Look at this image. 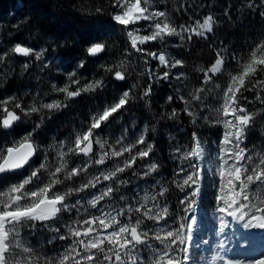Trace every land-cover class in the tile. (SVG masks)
Segmentation results:
<instances>
[{
	"label": "snow or ice",
	"instance_id": "obj_1",
	"mask_svg": "<svg viewBox=\"0 0 264 264\" xmlns=\"http://www.w3.org/2000/svg\"><path fill=\"white\" fill-rule=\"evenodd\" d=\"M150 0H112V20L124 26L137 21H154L149 27L152 29L150 34L140 35V29L127 30V36L130 40L131 49L144 56L158 60L159 64L164 68L171 69L181 66V59L169 61L165 54H158L154 51H149L141 45L146 42L160 40L165 37L177 35L183 39V33H188L187 39L191 40L193 35L205 37L206 33L212 31L213 18L207 16L202 23L197 21L195 26L172 24L168 19V15L162 10H151L147 5ZM98 13L103 12V8H97ZM264 15V13H262ZM163 18V19H161ZM104 49L100 43H95L87 49L89 55H96ZM127 51V50H126ZM226 50L221 49L216 52V58L210 68L203 70V83L207 84L212 80V77L223 70L226 56L223 54ZM11 52L24 56H34L36 60L43 57V51H35L34 49L16 44ZM7 53L0 55V63H3ZM232 59H236L235 56ZM241 63L242 72L231 75V82L223 95V105L221 109H217L218 116L222 114L223 120L217 119L215 123H222L224 131L222 137L217 141L219 149L217 159L219 164L216 168V173L219 176L218 192L215 195L218 203L217 210L225 213L236 220H244L249 217L245 227L252 224L253 220L257 223L255 227H264V201L259 204L252 203L250 196L252 185L264 186V151L254 155L248 149L245 141L247 139V131L252 126L253 121L258 113H252L242 103L240 97L244 91L254 93V98L243 97L247 104H252L254 101L264 105V80L255 79L261 71H264V42L259 43L254 49L250 50V58L247 61H238ZM147 63V61H145ZM47 67V65H44ZM79 66L82 68L84 62L81 61ZM25 69L29 67L27 63L23 65ZM121 68L123 65L120 66ZM114 73L117 80L123 81L126 79L124 72L120 70L106 69ZM183 74L176 76L177 79ZM76 76L75 72L69 73V81L72 85H79L80 81L73 79ZM169 80L170 71H164L162 74H149V79ZM247 78V81H246ZM249 84L251 85L249 87ZM102 86V81H94L85 84L83 87H77L70 90L69 86L56 87L53 89L57 92L64 93L67 99H72L81 95L82 92L95 91ZM204 88H196L193 93H190L191 101H201L200 93ZM152 92V85L149 84L144 90L143 96L148 97ZM239 94V95H238ZM15 97L6 98L0 101L2 105L3 116L0 118V128L10 129L15 122L21 119L13 109L8 107L10 100H15ZM168 101H172L173 97H167ZM180 99L186 105V111L189 116H193V112L187 108L190 104L187 98L181 96ZM131 100L130 90L123 91L119 95L118 101H114L104 107L99 114H94L91 118V123L88 128L82 133H78L74 140V147H68L69 153L75 152L77 155L82 154L85 157H90L92 154V144H99L103 150L107 141H102L99 138L100 132L118 111L125 108ZM66 107L60 100L43 103L39 107L23 108L21 103H15V109H20L25 115L39 112L40 109L54 110ZM176 115L175 110L172 113ZM39 127V125H37ZM194 146L190 152L183 154L184 159L192 158L199 159L203 156V148L199 143V138L195 132L192 133ZM120 145L119 148L112 146V150L102 151L98 158L92 161L96 165H103L107 158H119L128 153L122 165H118L110 171L100 172L99 175L89 179L86 183H82L79 187L69 188L66 192L60 193L53 191L56 185L63 183L59 179V174L66 171V179H72L79 176L87 170V166H78L71 169L68 168L67 162L63 157L64 152H59V166L54 171L50 172L49 181L41 182L42 186H37L35 189H28L26 186L34 180H39V169L33 170L31 175L23 179L20 183L12 185L6 193H0V197L7 196V199H0V264H32L31 258L17 259L14 254L15 248H22L23 252L29 253L31 249L19 243L20 232L17 226L23 227L25 224L30 228L36 227V222H47L53 220L61 212H70L72 207L79 205L80 200L69 204L67 197L73 193L79 194L89 188H96L98 184L106 181H114L118 174L125 172L126 169L135 166L138 159H145L152 151V144L146 142V138L141 134L134 142L124 144L122 140L116 142ZM147 144L146 147L140 148L133 152L137 145ZM36 145L32 140V134L24 136L19 142H14L6 147L0 146V173L7 171H15L23 168L29 163L36 151ZM65 145L61 144L60 148ZM180 150L177 149V152ZM45 164H40L39 168H45ZM155 163L147 166V171L144 173L147 176L149 173L156 171ZM227 173V184L225 178ZM175 175L181 177L182 183H177V187L196 185L198 187L203 176V170L199 164H194L191 171H187L181 167ZM120 183H125L120 181ZM227 189V190H225ZM116 187L113 184H107L99 190V194H93L88 204L95 213L90 214L87 218L73 221L71 224L65 225L68 236L63 234L56 239L64 241L69 237L72 238V243L60 254L58 260L51 261V264H144V258L139 254L141 249L148 247L152 249L153 256L151 264H195L192 260L191 241L192 236L183 224L179 228H171L165 221L169 209L167 207L160 208L158 205L146 207L140 205L133 208L131 204L127 207L117 208L114 205L108 209L103 208L101 201L106 198L111 203ZM167 189H163L158 193L164 195ZM198 194V193H194ZM123 199V196L120 197ZM154 201L155 196L151 197ZM30 201L22 203V201ZM181 200L180 203H185ZM141 213L147 220L153 221L157 228L145 230L141 227L143 221L136 219L135 222L129 218L128 223H123L119 218L127 216L129 213ZM251 214V215H250ZM223 220V216L221 217ZM54 232H59V228H53ZM150 233H153L150 235ZM154 239L159 242L160 247L156 248L149 244V240Z\"/></svg>",
	"mask_w": 264,
	"mask_h": 264
},
{
	"label": "rangeland",
	"instance_id": "obj_2",
	"mask_svg": "<svg viewBox=\"0 0 264 264\" xmlns=\"http://www.w3.org/2000/svg\"><path fill=\"white\" fill-rule=\"evenodd\" d=\"M147 6L153 11L157 10L155 0H150V4ZM205 18L206 17H204L203 20ZM138 22L145 23L142 27L137 28L140 29L138 34H150L152 29L149 25L154 23V21L142 20L135 23ZM0 33V55L7 53L4 62L0 63V101L15 97V100H10L8 107L23 118H48L52 116L51 114H53L56 109L47 110L41 108L39 112L25 115L20 109H15V103H21L25 109L33 106L39 107L41 104L52 102L53 100H60L64 103L67 102L65 94L55 91L53 85H56L58 88L68 85L70 90H72L77 87H83L87 83L97 80L101 81L100 77L95 75H84V73H79L78 67L67 65L63 59L57 56L56 51L49 49L51 43L49 38L35 35V38L27 37V41H14V35H3L2 29H0ZM187 35L188 33H183V39L181 36L177 35L165 38L183 43ZM171 43L168 42L163 51L160 50L157 52L158 54H165L166 58L169 57V61L176 58L171 50ZM16 44L30 47L35 51H43V57L40 60H36L34 56L17 57L11 52V49ZM152 60L159 63L158 60ZM25 63L29 65L27 69L23 67ZM45 64L47 67L44 66ZM166 70L175 73V76L178 74V66L171 69L166 68ZM153 71L155 74L158 73L156 68H154ZM72 72L76 73L73 79L79 80V85H72L70 83L68 76L69 73ZM102 85H104L103 80ZM228 85L209 89L208 93L205 91V99H209V104H205L201 108L203 109L205 107V109H208L206 117H208L209 121L206 122V125L211 127V125L219 124L222 127V133L224 131L223 124L215 123V121L217 119H224L222 114L218 116L217 109H221L223 105V95ZM120 94H122V91L114 92L109 99L100 98L99 101L94 100L93 103L88 105L85 118L74 117L70 123H65L63 125V127H65L63 129H52L51 127L43 139L37 134L36 129L38 128V124L27 132L13 135H5L0 130V146L6 147L14 142H19L24 136L28 135V133L32 134V140L37 146L34 162L23 172L14 175L12 178L1 181L0 193L8 192L12 185L20 183L23 179L29 177L31 172L36 169H39L40 179L34 180L26 187L31 190L35 189L37 186H42L41 182L47 183L49 181L50 172L54 171L55 168L59 166L60 158L58 157V153L61 151L66 153L63 159L67 162L69 169L86 165L87 170L70 180L65 178L67 174L66 171H62L59 174V179H61L63 183L56 185L53 189V191L60 193L66 192L69 188L79 187L82 183H86L89 179L99 175L100 172L110 171L116 166L122 165L124 159L129 156L128 153H125L124 156L119 158L109 157L103 165H96L92 163V161L98 158L102 151L110 152L113 145L119 148L120 145L116 143L118 140H122L124 144H130L141 134L145 136V126L137 123L131 116L127 117L123 122H108L104 126L103 131L99 134V138L102 141H107L103 150L100 148L99 144L93 143V151L90 157H85L82 154L77 155L75 152L69 153L67 151L68 147H74L76 135L88 128L93 115L99 114L104 107L114 101H118ZM2 107L3 106L0 105V109H2ZM2 116L3 113L0 111V118H2ZM222 133L218 139H209L208 137L199 139V143L204 150L203 156L199 159L183 158V154L185 152H190L194 143L190 146V149H187L186 145L180 142L177 146L173 147L171 150V159L175 160V164L173 170H171L173 173H170L172 174L171 178H166L168 184L164 182L161 176L155 171L149 173L147 176L144 175L147 171V166L153 163L150 152L147 158L137 160L136 170L138 171V175L135 182L132 176L130 179V174L133 175L134 172L131 168H128L125 172L118 174L115 178V182H102L98 184L96 188H89L79 194L73 193L68 196L67 202L70 205L74 204L77 200L81 201L79 205L72 207L70 212H61L54 220L45 223L36 222L35 228H30L27 224L23 227L18 225L17 228L20 232L19 243L25 247H29L31 251L25 253L22 248H15L13 250L15 257L25 260L31 258L32 264H51V261L58 260L60 254L72 243V238L69 237L61 241L56 239V237L61 234L68 236L65 225L71 224L76 220L87 218L90 214L95 213L96 210L90 207L88 200L91 199L93 194L98 195L99 190L107 184L114 183L116 189H121V192L114 193L111 203L106 198L104 201H101L100 206L105 209L113 205L117 208L127 207L129 204H131L133 208L140 205H145L150 208L153 207L154 204L158 205L160 208L167 207L169 211L165 221L161 223H166L167 226L173 229L179 228L181 224H183L190 232L192 236L190 255L195 264H264V237H254V231L257 229V227L252 226L254 222L252 221L250 226L245 227L244 225L248 222L249 217H245L244 220H236L217 210L218 203H223L222 201L217 202L215 200V195L220 194L218 192L219 176L215 173L219 164V160L217 159V153L219 151L217 141L222 137ZM61 144H64L65 147L60 148ZM146 146L147 144L137 145L136 148L133 149V152ZM177 149L180 151L177 152ZM248 149L251 150L254 155L264 151V147H261L256 152H254L255 150L251 146H249ZM42 163L45 164L46 167L40 169L39 166ZM194 164H199L200 169L203 170V176L198 187L196 185L184 186L183 188L180 187L182 192L178 194L174 184L175 181L182 183V180L181 177L175 175V173L181 167L185 168L187 171H191ZM120 181L126 182L120 183ZM225 184H227V173ZM166 185L168 186L167 191L164 195H159L158 193H160L161 190L166 189ZM250 188L252 203L259 204L264 201V186H259L258 188L257 185H252ZM171 194L173 199L170 200L169 196ZM121 196H123V199H120ZM153 196L156 197L154 201L151 199ZM0 199L6 200L7 196L0 197ZM181 200H185L186 202L182 204L180 203ZM28 202L30 201H22V203ZM222 216L223 220L221 219ZM129 218H131L132 222H135L136 219L142 220L143 224L141 227L145 230L159 227V225H156L153 221L145 219L141 213L132 212L119 219L123 223H128ZM53 228H59L60 231L54 232ZM152 234L153 233H150V235ZM261 234L263 236L264 231L261 232ZM55 241L58 243L57 247H54ZM149 244L154 245L156 248L160 247L159 242L154 239H150ZM222 249H224V251H222ZM225 252L229 254V257L224 256ZM139 254L144 258V264H151L153 256L151 248L144 247Z\"/></svg>",
	"mask_w": 264,
	"mask_h": 264
},
{
	"label": "trees",
	"instance_id": "obj_3",
	"mask_svg": "<svg viewBox=\"0 0 264 264\" xmlns=\"http://www.w3.org/2000/svg\"><path fill=\"white\" fill-rule=\"evenodd\" d=\"M155 2L156 9L165 11L178 29L180 25L195 26L197 21L202 23L203 18L208 15L214 21L212 32L206 34V38L193 35L189 40L187 35L183 43L165 38L163 41L156 40L141 45L149 51L158 52L163 51L168 42H172L171 50L175 59L183 61L178 66L177 75L183 74L180 79L171 71L169 80L149 79L154 68L158 71L156 74L168 70L151 57L131 49L127 30L140 28L145 23L129 24L127 29L115 23L111 15L114 11L112 0H0V29L3 35H14V41H27V37L35 38V35L49 38V49L56 51L57 56L67 65L78 67L79 73L95 75L104 81V85L95 91L82 92L78 97L67 99V102L62 103L66 107L56 109L48 118L43 116L44 119H26L20 115L19 121L10 129L0 128L1 132L5 135L18 134L27 132L38 124L37 134L43 139L51 127L63 129V125L70 123L74 117L85 118L87 107L94 100L109 99L114 92L130 90V102L111 117L109 122H123L131 116L137 123L145 126L146 142L152 144L150 156L157 165L155 172L167 183L166 178H171L170 173H173L171 170L175 164V160L171 159L173 147L180 142L190 149L194 143L193 132L199 139L220 137L221 125H206L209 121L206 117L208 109L201 108L209 104V99H205L204 92L228 85L232 74L242 72L241 63L238 61H247L250 50L264 42V0ZM97 8H103L104 11L98 13ZM95 43L102 44L104 50L100 56L91 58L87 49ZM221 49L226 50L223 53L226 56L223 70L214 75L209 83L204 84L203 70L214 63L216 52ZM233 56L236 59H232ZM81 61L84 62L82 68L79 66ZM107 68L124 72L126 79H115L114 73L107 71ZM255 79L264 80V71ZM149 84L152 85V92L150 96L144 97L143 92ZM200 87L204 88L200 93L201 101H191L189 94ZM169 96L173 97L172 101H168ZM181 96L191 101L187 108L193 112V116L187 114ZM243 97L254 98V93L244 91L240 100L250 112L258 113L247 131L246 139L247 147L251 146L256 152L264 147V105L256 101L247 104ZM173 110L176 112L175 116L172 115ZM136 167L135 164L131 168L134 173L130 174V179L132 176L134 182L138 175ZM177 183L175 181L174 187L181 194L182 190L177 187ZM116 192H121V189L117 188ZM169 199H173L172 194Z\"/></svg>",
	"mask_w": 264,
	"mask_h": 264
},
{
	"label": "water",
	"instance_id": "obj_4",
	"mask_svg": "<svg viewBox=\"0 0 264 264\" xmlns=\"http://www.w3.org/2000/svg\"><path fill=\"white\" fill-rule=\"evenodd\" d=\"M103 50H104V49H103ZM103 50H102L100 53H97L96 55H89V56H90L91 58H96V57L100 56V55L103 53ZM16 55H17V56H21V55H18V54H16ZM34 158H35V154H34L33 157L31 158V160L29 161V163H30ZM29 163H28V164H29ZM28 164H27V165H28ZM27 165H25L23 168H25ZM23 168L18 169V170H15V171H7V172H5V173H17V172L23 170ZM2 174H4V173H0V176H1ZM254 223L256 224L257 221L254 220ZM257 228H259V229H264V227H257Z\"/></svg>",
	"mask_w": 264,
	"mask_h": 264
}]
</instances>
